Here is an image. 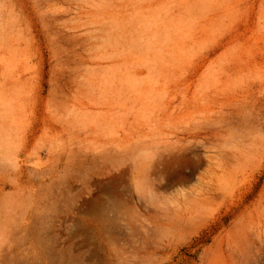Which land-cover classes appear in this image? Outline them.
I'll return each mask as SVG.
<instances>
[{"label": "rangeland", "instance_id": "1", "mask_svg": "<svg viewBox=\"0 0 264 264\" xmlns=\"http://www.w3.org/2000/svg\"><path fill=\"white\" fill-rule=\"evenodd\" d=\"M0 264H264V0H0Z\"/></svg>", "mask_w": 264, "mask_h": 264}]
</instances>
